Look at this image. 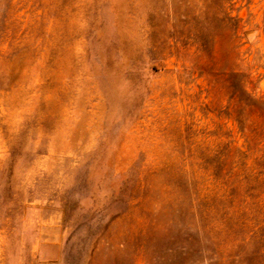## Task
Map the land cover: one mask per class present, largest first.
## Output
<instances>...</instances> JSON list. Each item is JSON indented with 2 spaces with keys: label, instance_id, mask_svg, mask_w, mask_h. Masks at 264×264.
Instances as JSON below:
<instances>
[{
  "label": "rangeland",
  "instance_id": "374dc122",
  "mask_svg": "<svg viewBox=\"0 0 264 264\" xmlns=\"http://www.w3.org/2000/svg\"><path fill=\"white\" fill-rule=\"evenodd\" d=\"M0 264H264V0H0Z\"/></svg>",
  "mask_w": 264,
  "mask_h": 264
}]
</instances>
